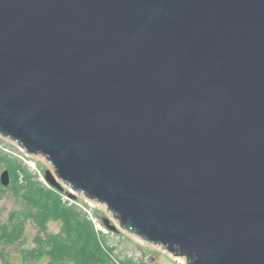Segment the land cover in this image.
I'll list each match as a JSON object with an SVG mask.
<instances>
[{
	"label": "water",
	"instance_id": "obj_1",
	"mask_svg": "<svg viewBox=\"0 0 264 264\" xmlns=\"http://www.w3.org/2000/svg\"><path fill=\"white\" fill-rule=\"evenodd\" d=\"M0 141L150 251L264 264V0H0Z\"/></svg>",
	"mask_w": 264,
	"mask_h": 264
},
{
	"label": "trees",
	"instance_id": "obj_2",
	"mask_svg": "<svg viewBox=\"0 0 264 264\" xmlns=\"http://www.w3.org/2000/svg\"><path fill=\"white\" fill-rule=\"evenodd\" d=\"M0 161L11 171L9 185L0 184V197L11 190L24 205L22 211L11 212L7 221L0 224V245L23 243L27 222L36 228L35 246L22 249L18 263L1 250L0 264H132L115 257L106 236L95 229L79 208L64 202L59 191L39 183L27 168L13 167L5 157H0ZM51 222L60 224L57 233L48 232Z\"/></svg>",
	"mask_w": 264,
	"mask_h": 264
},
{
	"label": "rangeland",
	"instance_id": "obj_3",
	"mask_svg": "<svg viewBox=\"0 0 264 264\" xmlns=\"http://www.w3.org/2000/svg\"><path fill=\"white\" fill-rule=\"evenodd\" d=\"M0 157H5L11 161L10 165L23 166L28 169V172L36 177L39 183H42L47 188L50 186L62 194V199L69 205H74L86 214L97 231H101L107 239V244L112 247L115 257L121 261H130L132 264H186L184 260H176L166 253L161 251H150L141 242L133 241L129 235L118 228V225L112 218L94 206L93 204L84 201L81 197L74 195L65 187L58 189L52 186L46 180V173H51L52 169L46 160L29 158L23 151L17 147L0 141ZM6 164V163H5ZM0 161V175L3 172L11 173L10 169ZM10 183V182H9ZM24 205L22 201L15 197L13 191L8 190L0 197V224L5 223L11 212L22 211ZM112 228L109 229L105 226ZM60 229V224L51 222L48 225L49 233H57ZM36 228L32 222H27L23 234V243L15 246H1L0 251L9 256L12 262L20 261L19 253L22 249H32Z\"/></svg>",
	"mask_w": 264,
	"mask_h": 264
}]
</instances>
